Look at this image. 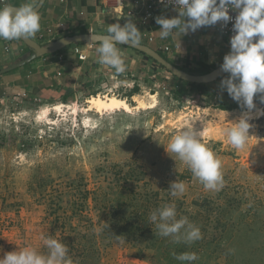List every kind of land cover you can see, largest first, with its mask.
<instances>
[{"label": "rangeland", "instance_id": "1", "mask_svg": "<svg viewBox=\"0 0 264 264\" xmlns=\"http://www.w3.org/2000/svg\"><path fill=\"white\" fill-rule=\"evenodd\" d=\"M125 79L112 85L105 81L102 86L109 89L59 100L0 94V258L26 246L47 254L42 237L54 238L53 230L58 235L54 224L65 208H79L80 193L89 190L102 194L98 205L109 210L106 223L117 227L97 236V264H188L176 259L184 252L197 254L191 264H264V115L249 122L247 145L235 149L222 130L245 110L241 103L214 93L200 95L165 72ZM135 84L137 94L130 97ZM97 94L125 98L130 105L136 99L155 100V106L86 111L85 100ZM59 102L71 108L40 117L42 108ZM222 104L236 108L223 110ZM254 104L262 108L258 94ZM191 125L208 129L201 141L221 160L219 191L206 189L175 153L165 150L180 128ZM175 180L186 184L178 197L170 195ZM146 192H157L160 207L175 203L176 211L184 210L202 238L176 242L149 229L144 212L158 205L136 200L137 193ZM91 196L86 215L97 221ZM69 223L79 220L68 218ZM84 244L92 247L89 236ZM87 256L91 264L90 251Z\"/></svg>", "mask_w": 264, "mask_h": 264}, {"label": "clouds", "instance_id": "2", "mask_svg": "<svg viewBox=\"0 0 264 264\" xmlns=\"http://www.w3.org/2000/svg\"><path fill=\"white\" fill-rule=\"evenodd\" d=\"M167 2H174L179 15L173 18L156 17V23L160 25L158 33L160 39L168 38L174 30H177L180 36L220 21L227 24L231 19L228 9L239 10L233 24L235 34L230 39L231 51L224 56L221 65L222 71L229 73V76L221 83L228 94L241 103L246 111L222 132L232 147L243 149L251 137L249 129L252 125L249 121L254 115L253 109H256L254 96L261 94L259 99L264 103V0H167ZM38 4L41 6L40 0H31L19 7L7 3L0 7V38L19 40L34 37L41 27V16L39 8L36 7ZM185 17L188 19L185 20ZM107 33V35L92 33L88 44L96 45L99 42V46L94 49L98 63L114 69L116 74H122L126 72L127 66L124 55L116 45L126 44L132 47L141 45V31L129 19L123 25L118 22L110 24ZM254 37L257 38L255 42ZM178 48L180 52L179 40ZM255 115H264V110L256 109ZM165 150L168 153H175L206 189L219 191L223 187L221 160L201 141V132L194 129L193 125L180 128ZM169 189L171 196L178 197L185 193L186 184L175 180ZM149 219L156 224L161 236H172L176 242L184 240L191 243L202 238L199 227L192 224L186 216L177 219L175 203L155 209ZM42 239L48 249L47 254L26 246L6 253L0 258V264H74L65 244L51 237ZM176 259L191 264L198 256L195 252H184L177 255Z\"/></svg>", "mask_w": 264, "mask_h": 264}, {"label": "crops", "instance_id": "3", "mask_svg": "<svg viewBox=\"0 0 264 264\" xmlns=\"http://www.w3.org/2000/svg\"><path fill=\"white\" fill-rule=\"evenodd\" d=\"M31 0H5V3L19 7ZM41 16L40 30L30 39L38 44L47 45L68 35L81 33L108 34L110 24L123 25L129 19L141 31V44L147 45L179 69L190 74H205L219 67L224 56L231 51L230 40L220 36L216 31V24L203 26L195 32L181 34L177 30L166 39L159 38L160 25L153 22L142 24L136 19L118 17L115 13L103 7L98 0H45L39 9ZM179 15L178 9L160 6L157 17L173 18ZM185 20L188 18L185 17ZM152 37V40H149ZM180 42L181 51L178 48ZM85 43L71 44L55 53L35 57L32 61L21 66L0 73V94L11 95L24 100H59L72 95L87 94L92 90L104 89L105 81L125 83L126 77H136L145 74H159L165 72L180 85L186 86L182 80L176 78L167 70L162 69L150 57L135 49L116 45L125 57L126 72L116 74L114 69L98 63L95 47L87 50L84 61L78 59L75 47L85 49ZM8 46L10 51H5ZM167 48V50H165ZM31 53V49L22 40H4L0 38V71L7 66L17 63ZM219 78L207 85L206 96L214 93V97L227 98L235 101L222 85ZM168 81V80H167ZM175 83V82H174ZM177 84V83H175ZM139 87L138 84H135ZM178 85V84H177ZM107 87L105 89H109ZM133 88L131 86L130 90ZM257 95V94H256ZM132 97L133 95H129ZM127 98V97H126Z\"/></svg>", "mask_w": 264, "mask_h": 264}, {"label": "trees", "instance_id": "4", "mask_svg": "<svg viewBox=\"0 0 264 264\" xmlns=\"http://www.w3.org/2000/svg\"><path fill=\"white\" fill-rule=\"evenodd\" d=\"M159 54L161 53L159 52ZM158 66L162 69H165L163 66L159 64ZM226 76L227 75L223 77ZM182 82L186 86H189L191 89H195L200 95H205L208 92L207 85L205 84H192L185 81ZM137 90H138L137 87L133 86V88L130 90L131 93L129 95L137 94L136 93ZM219 107L223 110L236 108V106L234 105H223V104L220 105ZM262 110H264V103L262 105ZM140 173L142 172L140 171ZM89 196H91V199L95 201V208L98 206V208H96L98 211L97 221H94L93 219H91L86 215L85 204ZM137 196L138 198L136 200L144 201L147 204L150 203L152 204L153 201V203H157L158 205L159 198L157 192H146L144 194L137 193ZM101 199H102V194L98 193V194H94L93 196V193H91L89 190H84L83 192L80 193L78 199L80 200V205L78 206L79 208H75V209L71 208V205L70 207L65 208V215L63 219L60 222H56L54 224L56 228L58 227L60 228V233L58 235L53 230L54 239H58L61 243L67 246L68 255L71 257L74 264H87V257H88L87 253L89 251H90L89 258L91 259L90 263L97 264L98 254H99L98 248L96 247L97 236L103 233L104 231L110 230L111 228H117L116 226H110L106 223L107 217L109 216V212H108L109 210L107 209L105 204L98 205L99 203H101ZM158 208H160L159 205ZM180 211L177 210V219H179L180 216L186 215V212L184 210H180ZM151 213L152 212L150 211V209L146 208L144 215H148L150 217ZM72 217H76L79 220V224L74 226L72 223H69V225H67L66 219L70 218V220H72ZM149 229L156 230L157 229L156 224L151 221ZM88 236L91 238V242H92V247L90 249H87L84 244Z\"/></svg>", "mask_w": 264, "mask_h": 264}, {"label": "water", "instance_id": "5", "mask_svg": "<svg viewBox=\"0 0 264 264\" xmlns=\"http://www.w3.org/2000/svg\"><path fill=\"white\" fill-rule=\"evenodd\" d=\"M44 1L45 0H40L41 6L44 3ZM41 6L38 4L36 7L40 9ZM91 34L92 33H81V34L63 36V37H61V38H59V39L55 40L54 42L47 44V45L38 44L36 41H34L30 38H22L20 40H22L31 49V53L28 56H26L25 58L19 60L17 63L12 64V65L7 66L6 68L2 69L0 71V73L7 71V70H10V69L17 67V66H21L25 63H28V62L32 61L35 57L55 53V52L65 48L71 44H76V43H87L88 44L89 36ZM97 35H107V34H97ZM97 43H99V42H97ZM118 45L129 47V48L135 49L138 52L145 54L146 56H148L152 60H154L157 64L163 66L165 68V70L169 71L176 78H178L182 81L188 82V83L208 84V83H211V82L229 74L227 72L222 71L221 66H219V67H217V68L213 69L212 71L205 73V74H198V75L190 74V73H187V72L179 69L178 67H176L172 63H170L161 54H159L157 51L153 50L152 48H150L147 45L141 44V45H137L135 47H132V46L126 45V44H118ZM258 95L260 96L261 94H258Z\"/></svg>", "mask_w": 264, "mask_h": 264}, {"label": "built area", "instance_id": "6", "mask_svg": "<svg viewBox=\"0 0 264 264\" xmlns=\"http://www.w3.org/2000/svg\"><path fill=\"white\" fill-rule=\"evenodd\" d=\"M100 4L107 8L109 11L115 13L118 17H128L131 19H136L140 23L145 24L153 22L158 16V10L160 6H165L173 9H177V6L173 3H168L167 0H98ZM5 0H3V3ZM238 9H228V14L231 17L229 22L225 24L223 21H220L216 24L217 33L227 39L235 34L233 24L235 22V17L238 15ZM152 37H149V40H152ZM257 38L254 37L255 42ZM85 49L80 47H75L74 52L77 54L79 60L84 61L87 58V50L92 47L85 43ZM5 51H10L8 46L4 47ZM167 50V48H165Z\"/></svg>", "mask_w": 264, "mask_h": 264}, {"label": "bare ground", "instance_id": "7", "mask_svg": "<svg viewBox=\"0 0 264 264\" xmlns=\"http://www.w3.org/2000/svg\"><path fill=\"white\" fill-rule=\"evenodd\" d=\"M150 97H154V95H150ZM134 98H136V96H134ZM85 102L87 103V106L85 107L86 111L89 112L90 110L91 111L95 110L96 112H98L100 114H102L104 111H115V110H123L126 112H131L134 109L139 110V109L151 108V107L155 106V100L153 102L146 103L142 99H136V104L130 105L125 98H119L115 95H108V94L92 95L91 97L87 98L85 100ZM65 107L71 108L69 103H62V102L53 104L52 106H46V107L42 108L41 113H40V117H47L49 115L50 111L64 112V110H62V108H65ZM256 109L262 110L261 107H256ZM256 109H253L254 115H253L252 119H250V121L257 120L263 116V115L256 116L255 115ZM244 111H246V109L245 110H239L238 115L236 116L235 119H238ZM51 123H52V121H51ZM196 130H200L201 135L207 134V132H208V129L206 127H202L201 129H196Z\"/></svg>", "mask_w": 264, "mask_h": 264}]
</instances>
